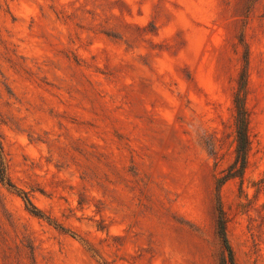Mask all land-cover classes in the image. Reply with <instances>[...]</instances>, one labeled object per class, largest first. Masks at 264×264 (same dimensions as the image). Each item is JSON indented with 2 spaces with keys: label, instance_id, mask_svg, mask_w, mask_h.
I'll return each mask as SVG.
<instances>
[{
  "label": "rangeland",
  "instance_id": "obj_1",
  "mask_svg": "<svg viewBox=\"0 0 264 264\" xmlns=\"http://www.w3.org/2000/svg\"><path fill=\"white\" fill-rule=\"evenodd\" d=\"M0 145V264H264V0H0Z\"/></svg>",
  "mask_w": 264,
  "mask_h": 264
},
{
  "label": "trees",
  "instance_id": "obj_2",
  "mask_svg": "<svg viewBox=\"0 0 264 264\" xmlns=\"http://www.w3.org/2000/svg\"><path fill=\"white\" fill-rule=\"evenodd\" d=\"M237 142H238V145H237L236 162L237 163L239 162L240 166H243L244 161H245L246 144H247L246 134H245L243 125H240L238 128ZM0 182L2 184L9 186V187L13 186L11 184L10 180L8 179V176L6 173V166H5L3 156H2L1 145H0ZM23 200L26 204L28 211H30L31 213H34L36 215H42L40 210L31 202V200L29 199V197L25 193L23 194ZM217 226H218V235L221 238V240L223 241V243H224L223 245H224L225 249L228 251V246L226 244V239L224 237V227H223L222 218H218ZM222 264H233V260L229 254V251L227 254V259L223 260Z\"/></svg>",
  "mask_w": 264,
  "mask_h": 264
}]
</instances>
